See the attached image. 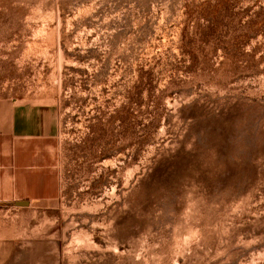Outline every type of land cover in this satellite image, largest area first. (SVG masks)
I'll return each instance as SVG.
<instances>
[{
  "label": "rangeland",
  "instance_id": "1",
  "mask_svg": "<svg viewBox=\"0 0 264 264\" xmlns=\"http://www.w3.org/2000/svg\"><path fill=\"white\" fill-rule=\"evenodd\" d=\"M219 1L0 0V96L57 120L18 264H264V0Z\"/></svg>",
  "mask_w": 264,
  "mask_h": 264
},
{
  "label": "crops",
  "instance_id": "2",
  "mask_svg": "<svg viewBox=\"0 0 264 264\" xmlns=\"http://www.w3.org/2000/svg\"><path fill=\"white\" fill-rule=\"evenodd\" d=\"M56 136L57 120L50 106L0 96V264L23 262L18 240L24 230L15 229L25 222L20 209L35 201H52L57 191L52 143ZM16 201L29 205L5 204Z\"/></svg>",
  "mask_w": 264,
  "mask_h": 264
},
{
  "label": "trees",
  "instance_id": "3",
  "mask_svg": "<svg viewBox=\"0 0 264 264\" xmlns=\"http://www.w3.org/2000/svg\"><path fill=\"white\" fill-rule=\"evenodd\" d=\"M224 2V3H222V2ZM221 1H219L218 3H213V4H211V5H214V6H225L227 9L228 8H230L233 4V2H231V0H221ZM208 3H210V2H207V4ZM253 25H259V23L258 22H255V23H253ZM251 25H249V27H250ZM252 27H254V26H251V31H252Z\"/></svg>",
  "mask_w": 264,
  "mask_h": 264
},
{
  "label": "water",
  "instance_id": "4",
  "mask_svg": "<svg viewBox=\"0 0 264 264\" xmlns=\"http://www.w3.org/2000/svg\"><path fill=\"white\" fill-rule=\"evenodd\" d=\"M5 204L26 206L29 205V201L5 202Z\"/></svg>",
  "mask_w": 264,
  "mask_h": 264
}]
</instances>
